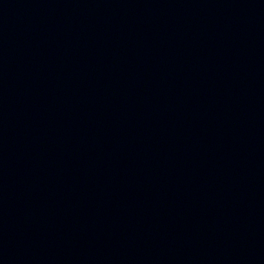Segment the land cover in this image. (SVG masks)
Returning <instances> with one entry per match:
<instances>
[{
	"label": "water",
	"instance_id": "water-1",
	"mask_svg": "<svg viewBox=\"0 0 264 264\" xmlns=\"http://www.w3.org/2000/svg\"><path fill=\"white\" fill-rule=\"evenodd\" d=\"M0 264H264V0H0Z\"/></svg>",
	"mask_w": 264,
	"mask_h": 264
}]
</instances>
